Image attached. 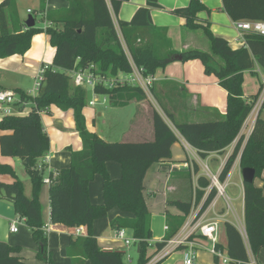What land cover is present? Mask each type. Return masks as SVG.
I'll use <instances>...</instances> for the list:
<instances>
[{"label": "trees", "instance_id": "obj_1", "mask_svg": "<svg viewBox=\"0 0 264 264\" xmlns=\"http://www.w3.org/2000/svg\"><path fill=\"white\" fill-rule=\"evenodd\" d=\"M70 9L66 17L60 19L61 29L47 27L44 32L49 36L50 45L55 49L51 62L43 72L40 87L31 97L21 90H15L19 101L15 104L20 111L25 103L32 104L27 114L4 115L0 119V152L1 156L19 160L25 167L31 182V194L27 197L23 191V182L13 170L0 165V174L8 173L13 177L12 183L0 182V199L13 205L14 213L24 221L31 230L32 238L39 247L37 259L45 264H54L47 245V235L43 228L40 210L39 192L43 186L44 167L38 164L39 158L49 150V139L43 130L41 113L49 114L54 105L62 111L72 110L77 130L82 142V150L71 151L70 166L49 173L51 184L48 185L49 224L63 225L67 228L83 227L86 236L71 237L66 250L71 264H123V253L103 251L93 234V222L103 219L110 210L116 209L131 213L133 218H114L110 222L113 229H126L131 233L136 245H140L137 264H148L157 252L165 247L183 226L185 217L191 211L192 202H171L182 213L183 217L167 216V231L161 241L151 245L152 237L150 213L144 199L143 182L149 168L154 163L169 160L171 147L177 141L173 129L166 124L156 110H152L153 140L151 142H108L96 133L85 129V118L82 110L87 104L86 90L76 87L71 81L69 72L84 70L93 66L94 74L104 77H115L119 72L130 74L131 65L121 47L119 36L115 31L113 17L117 16L122 3L128 0H90L89 8L84 0H69ZM17 0H3L0 3V59L13 55H23L30 47L31 39L39 29L23 30V22L17 14ZM223 11L232 21H264V0H222ZM205 10L201 0H191L188 9L179 15L185 19V27L191 30L201 28L210 44V52L202 50H185L177 53L169 48L164 35H161L165 51L160 54L152 42H137V35L124 25H119L122 37L128 48L131 61L142 70L144 76H150L159 68L175 62L199 60L204 65L206 75L216 76L219 85L227 92L226 114L216 121L200 123H174L167 113L175 130L194 148L200 159L209 154H224L234 145L219 172V179L224 182L239 157L240 168H253L256 176L264 173V117L259 116L245 144L238 138L242 124L251 110L244 98L242 85L243 74L253 72L257 65L264 72V36L248 33L245 46L233 49L221 37L213 36L207 25L199 22L197 14ZM51 15V14H50ZM94 93L98 100L116 106L123 104L124 99L139 100L145 98L137 86H117L109 89L104 84H97ZM108 161L121 165L119 180L109 178L105 168ZM41 168V169H40ZM195 172H198L195 166ZM103 178L102 203L92 204L87 194L88 184L94 175ZM210 185L209 180L200 176L195 190V202L204 195V189ZM243 206L245 235L251 255L257 256L264 248V178L261 186L243 184ZM217 192L210 189L197 218L208 208ZM226 244L218 243L215 247L229 257L234 264H248L244 239L231 223L224 222ZM190 237V239H195ZM150 247L154 248L149 254ZM179 247L176 250H181ZM20 248L0 241V264H28L18 256ZM158 262V261H157ZM155 262V264L157 263Z\"/></svg>", "mask_w": 264, "mask_h": 264}, {"label": "crops", "instance_id": "obj_2", "mask_svg": "<svg viewBox=\"0 0 264 264\" xmlns=\"http://www.w3.org/2000/svg\"><path fill=\"white\" fill-rule=\"evenodd\" d=\"M85 7L89 8L90 0H84ZM191 0H128L120 6L118 15L113 17L115 31H117L120 43L123 37L119 25H124L130 30H134L138 39L137 42H152L155 46L165 47L160 38L164 35L169 48L177 53L185 50H202L210 52V44L203 30H191L185 27V19L179 15L185 12ZM205 10L197 14L201 24L207 25L214 36L223 38L230 48L238 49L245 46V43L239 38L238 31L233 27V21L225 11H223L222 0H201ZM3 0H0V3ZM17 14L25 22L23 30L28 29L26 21L29 16L33 18L34 27L39 32L34 34L31 39L30 47L23 55H13L0 59V92L7 91L15 95V104L19 101L15 90H21L25 94L34 97L35 81L40 71L48 66L55 53V49L50 45L49 36L44 32L47 27L53 26L61 29L63 24L60 19L65 18L70 9L69 0H17ZM29 11V12H28ZM51 14V15H50ZM162 41V42H161ZM126 47V45H125ZM205 48L207 50H205ZM131 66L134 63L128 61ZM246 73V72H245ZM118 75V74H117ZM244 75V74H243ZM144 76V75H143ZM153 79L149 90H142L135 82L126 83V86H137L141 89L145 98L142 100L134 97L126 98L122 105L110 104L108 110L101 108L98 99L90 89L86 93L87 104L82 113L85 118V129L91 133H96L102 139L108 142H151L153 140L152 110H156L163 117L169 127L176 134L177 141L171 147V157L169 160L152 164L145 175L143 182L144 199L147 209L151 215L149 226L151 227L152 237L151 245L159 242L167 231V216L183 217V213L171 202L180 201L186 203L192 202L191 211L185 217L183 226L173 236L183 237L187 231L189 223L198 220L200 223L216 220L220 223L218 232L219 243L226 244L224 222L231 223L238 229L242 236L245 232L244 206H243V183L239 164V157L229 175L223 182L225 188L232 187V199L229 197L232 209L229 211L220 205L217 207L221 198L215 199L214 208L208 205L204 213L197 219L203 202L212 187L204 189L205 193L199 202H195V190H202L197 186V180L201 174L202 166L207 165L208 160H215L217 164L214 172L218 175L227 157L232 153L226 150L224 154H209L206 158L200 159L197 151L192 148L175 130L173 123L168 118L169 113L174 123L180 124L200 123L206 121H216L226 114L227 92L219 85L218 79L213 75L204 73V65L199 60L188 62L175 61L166 65L164 68L157 69L150 76ZM123 86V85H117ZM243 82L242 92L244 98L258 93L260 81L255 94L244 92ZM115 88V87H114ZM94 101L95 105L90 106L89 102ZM103 103V102H102ZM15 104L11 105V110L17 114H27L32 109V104L25 103L19 111ZM20 114V115H22ZM6 115L0 109V119ZM18 115V114H17ZM19 115V116H20ZM41 122L43 130L49 139V150L39 158L38 164L44 167V176L61 168L70 166L71 151H81L83 146L77 130H75V121L72 110L62 111L52 105L49 108V114L41 113ZM264 117V116H263ZM189 120V121H186ZM233 146V145H232ZM231 147V146H230ZM234 149V147H233ZM232 149V151H233ZM222 157V158H220ZM0 165L9 166L16 177L23 182L24 194L29 197L31 194V182L27 176L25 167L18 159L12 157H3L0 152ZM195 166L198 172H195ZM208 166V165H207ZM109 178L119 180L121 176V165L117 162L108 161L105 164ZM235 170L237 179L233 181ZM220 175V174H219ZM205 176V175H204ZM94 179L88 184L87 194L92 204L102 203L103 178L96 174ZM13 177L8 174H0V182L3 184L12 183ZM261 186V184H260ZM2 192H0L1 195ZM216 197V196H215ZM40 210L42 213L43 228L47 235V245L51 252L54 264H71L66 250L71 237H74L73 229L63 225L49 224V196L48 185L43 184L39 192ZM233 202L235 204H233ZM117 217L131 219L133 215L116 209L110 212L103 219H97L93 222V234L101 250L118 251L123 253L125 262H131L130 250L137 259V245L125 244L115 237V231L110 227V222ZM17 224V232L10 230V225ZM163 225V232L157 228ZM157 224V225H156ZM47 228L48 230H45ZM82 228L80 237L86 236V229ZM127 236L132 238L127 230ZM246 236V235H245ZM244 239V236H242ZM0 241L7 245L19 247L18 256L28 264H45L37 259L39 247L32 238L31 230L24 221L19 220L14 213L13 205L9 201L0 199ZM196 264H234L219 260L210 253V242L206 239L195 238ZM249 262L264 264V248L257 256L251 255L247 243L244 239ZM162 250V249H161ZM160 250V251H161ZM154 248L150 247L148 253H153ZM160 251L153 256L148 264H182L183 249L174 250L165 257H160ZM178 251V252H177ZM176 252V253H175ZM225 257V253H223ZM156 258V260H155ZM153 260H155L153 262ZM84 264H91L85 261ZM124 264V263H123ZM137 264V263H136Z\"/></svg>", "mask_w": 264, "mask_h": 264}, {"label": "built area", "instance_id": "obj_3", "mask_svg": "<svg viewBox=\"0 0 264 264\" xmlns=\"http://www.w3.org/2000/svg\"><path fill=\"white\" fill-rule=\"evenodd\" d=\"M29 12V11H28ZM233 27L236 28L239 34V38L242 41V43H245V36L248 33L258 34L260 36H264V21H255V20H246V21H233ZM47 67L43 68L40 73L37 76L36 83H35V91L37 92L38 88L40 87L41 80L43 78V72ZM132 71L130 74H127L126 77L123 79L113 77H104L99 76L93 73V66H90L84 70L80 71H70L69 75L71 78V81L76 87H82L85 88V86H89L90 89L93 91L94 96L96 97L94 93V87L97 84H104L109 89H112L114 87H117V85H125L126 83L135 82L142 90L147 91L149 90L153 79L151 77H144L142 70L138 69L134 64L131 66ZM257 73L261 75L260 78V87L258 90V93L256 94L255 98H251L247 100V105L250 106L251 110L249 112L248 117L242 124V129L238 135V138L242 137L244 144L248 137L250 136V133L252 132L254 128V122L259 116L264 115V72H259L257 70ZM117 78V79H116ZM15 95L11 92L3 91L0 92V109L6 114V115H20L23 112H20L15 114L11 110V105L15 104ZM98 99V97H96ZM90 106L95 105L94 101L89 102ZM41 169V168H40ZM204 169L206 170V173H204L205 177L210 182V187L215 189L217 192L215 199L222 197L224 201V207H226L227 210H231V203L230 199L226 194L225 191V185L223 182L219 179V174L215 175L213 174L209 167L207 165H204ZM43 183L46 185L51 184V180L48 178V176L43 177ZM215 199L211 201L209 204L211 207L214 208L215 206ZM204 213V212H203ZM198 219V218H197ZM17 224L13 222L10 225V230L12 232H17ZM220 228V223L216 220L208 221L200 223L198 220H194L193 222L189 223L187 231L183 237L176 238L172 237L170 240H168L165 247L160 251V257H165L169 255L172 251L176 250L179 247H183V261L182 264H196V247L197 243L195 239H190V237H195L199 239H206L210 242V253L215 256L219 260H223L224 262H232L229 258L225 257L222 251H219L216 249V245L219 243L218 240V232ZM167 229V228H166ZM45 230H48L45 228ZM82 232L81 227H74L73 228V236H79ZM242 236H244L245 239V232L242 231ZM115 237L119 241L123 242L125 246H129L131 244H135V240L133 238H130L127 236V230L122 228L115 231ZM156 260V258H155ZM153 260V262L155 261ZM248 264H257L254 261L249 262Z\"/></svg>", "mask_w": 264, "mask_h": 264}, {"label": "rangeland", "instance_id": "obj_4", "mask_svg": "<svg viewBox=\"0 0 264 264\" xmlns=\"http://www.w3.org/2000/svg\"><path fill=\"white\" fill-rule=\"evenodd\" d=\"M121 47H122V49H123V51H124V53H125V56H126V59L128 60V61H131V57H130V54H129V51H128V48L127 47H125V45L123 44V42L121 43ZM159 48V47H158ZM165 47H161V51H160V49H159V52H160V54L162 53V52H164L165 51V49H164ZM205 50H207L206 48H205ZM257 70H259V72L261 73L262 71H261V69L257 66V65H255L254 66V68H253V72H255V74H253V73H251V72H246V73H244V84L246 85V86H244V92H247V93H249V94H255L257 91V87H258V84H259V81H260V78H261V75H259L258 73H257ZM126 75L127 74H123V73H121V72H119L118 73V75H117V78H120V79H123L124 77H126ZM116 77V76H115ZM109 78H113V77H110L109 76ZM116 78V79H117ZM85 90H86V93H89L90 92V87L89 86H85ZM98 102H99V104H100V106H101V108H104V109H106V110H108L109 108H110V103L109 102H103L102 103V100H98ZM264 116V115H263ZM186 121H189V120H186ZM233 147H234V145L233 146H231V147H228L227 149H226V153L228 152V151H230V152H232V149H233ZM220 158H222V157H220ZM214 161L215 160H208V161H204V162H207V165H208V167H209V169H210V171L211 172H214V170H215V168H216V166H217V164H214ZM237 172H238V170H235V172H234V175H236V178H235V176H234V179H233V181H235V179H237ZM202 173H206V170L204 169V165L202 166V170H201V174ZM262 178H264V173L261 175V177H257V178H255L254 179V185L255 186H259L260 187V184H261V179ZM232 187H228V188H225V191H226V194L232 199ZM221 199L219 200V202H218V205H217V207L218 206H220V205H224V201H223V198L222 197H220ZM230 203H232V201L230 202ZM233 204H234V206H235V204H236V202L234 203L233 202ZM157 225V224H156ZM163 225H161L160 223H159V225L157 226V228H159V230H161L162 232H163ZM130 253V256H131V262H128V261H126L125 260V262H123L124 264H136L137 263V259L135 258V255H134V253H133V248L129 251ZM178 252V251H177ZM176 253V252H175ZM124 261V260H123Z\"/></svg>", "mask_w": 264, "mask_h": 264}, {"label": "water", "instance_id": "obj_5", "mask_svg": "<svg viewBox=\"0 0 264 264\" xmlns=\"http://www.w3.org/2000/svg\"><path fill=\"white\" fill-rule=\"evenodd\" d=\"M27 28H33L34 27V21L31 16L28 17L26 21ZM176 60L179 61V57H176ZM242 174V183L243 184H251L254 182L256 173L253 168H242L241 169ZM140 245H137V253L139 252Z\"/></svg>", "mask_w": 264, "mask_h": 264}]
</instances>
